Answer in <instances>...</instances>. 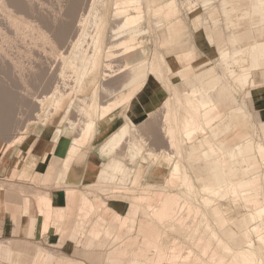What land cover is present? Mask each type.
<instances>
[{
    "label": "bare ground",
    "instance_id": "1",
    "mask_svg": "<svg viewBox=\"0 0 264 264\" xmlns=\"http://www.w3.org/2000/svg\"><path fill=\"white\" fill-rule=\"evenodd\" d=\"M211 2L212 0H209L208 4ZM219 2L224 6L229 3V0H219ZM249 4H251L250 8L257 9L264 20V0H254ZM174 5L173 0H0V134H6L7 131L13 129L14 122L23 120L27 116L26 111L28 112L31 108V111L35 110L33 111L35 112L34 121L39 122L40 120L43 126H53L51 136L55 144L61 137L68 136L73 143L71 152L75 156H81L83 147L89 144L93 134L98 94L103 92L108 95L112 91L120 93L126 90L128 84L139 80L144 85L147 78L146 70H149V66L144 62L145 58L141 51L144 40L142 37L147 35L149 30H159L169 21L174 20ZM243 10L241 12L246 13L249 11V6ZM148 25H151V29L147 27ZM248 39H250V35L247 33L242 34L239 38L240 41ZM218 50L221 65L226 71L227 78L233 84L238 83L237 87H240L242 91L246 86L257 87L251 80V71L264 65V41L250 44L248 47H238L232 53L225 45L220 46ZM182 56H185V66L171 74L178 77L180 82L187 79L191 72L195 78L187 84L189 87L186 94L191 100L183 101V104L187 105L184 106L189 110L186 112L187 114H182V124H180L182 126V131L180 130L183 137L182 142H184L182 144L186 146L202 137L209 126L227 115V111L221 108H226L224 103L232 94L227 93L225 88L222 92L218 91L222 83L211 64L204 62L195 65L194 61H191L190 53ZM245 56L249 57L247 65H243L241 62L245 61ZM56 65L58 70L54 74H57L58 80L54 81L52 75L51 77L47 75L53 72L52 69L55 70ZM57 71L59 72L57 73ZM116 76H120V78L111 82ZM128 76L132 79L127 80ZM28 77L32 81H29ZM45 77L48 82V78H51L49 87L46 86L48 82L45 81L46 85L44 83ZM40 83H44L50 91ZM53 83H56L55 86ZM34 84H40L42 88L46 89L45 94L34 95L33 88L37 87ZM40 86L38 87L40 88ZM39 88L36 91H39ZM232 98L236 102L237 98L234 96ZM192 100L197 106L190 102ZM217 102H220L218 104H221V107L214 112ZM33 120L32 118L27 119L26 123L29 124L28 122ZM16 125L18 126V124ZM127 133V125H124L117 133H112L102 147L112 155V159L100 175L104 174L110 183L119 181L121 186L130 180L133 170L132 167L125 165L123 155L117 151L121 148L122 140ZM128 148L131 160H134L141 152L140 146L135 143H130ZM180 149L182 151V148ZM254 150L252 139L230 147L219 148L218 145H215L213 148L202 150L203 162L195 164L193 168L196 171L203 168L204 173L207 172V174H203V170L200 169L202 174L198 172L199 174L195 175L201 174L200 177L207 178H203V182L209 181V185L207 184V188L210 189L209 193L213 191V195H217L216 192L220 191L221 195V189L225 187V193L221 196L222 200L228 197L235 201L237 195H241L242 200L246 203L247 213L238 219V224H235L234 219H226L228 223L236 225V232L228 229L231 233L230 237L233 238L231 243L236 248L241 244L249 243L252 240L247 234L253 232L251 235L256 234L258 245L254 247V242H250L252 243L250 248L243 250V258L249 262L248 264H264V230L260 227L264 226V223L258 225L254 222L257 221L256 219L253 221V216L254 218L258 216L257 219L264 217V203L263 206L254 208V211L249 209V200L256 198L261 188L260 164ZM163 161L168 166L169 182L172 184L178 182L180 191L184 185L186 186V188L184 187L185 192L191 190L192 187L187 175L184 174L181 163L171 157H163ZM202 166H206V169ZM107 172H109L108 178ZM53 174L55 173L53 172ZM200 177L198 178L202 179ZM206 180L208 181L206 182ZM116 183L118 182H115V185H117ZM250 191L253 194H249ZM189 194L188 192L168 194L158 207L131 205L129 211L132 216L139 210L152 211L155 220L166 226L172 221L175 222L174 218L191 204ZM206 198L203 200L210 199ZM82 202L85 215L89 200L83 196ZM49 204L50 200L47 199L46 205ZM208 204L211 206L212 202ZM196 209H194L196 212L200 210ZM226 209L227 207L225 209L221 207L216 213L211 210L212 216L216 214L218 218H222ZM213 210H216V207ZM246 216H248L247 223L254 222L256 224L253 223L254 226H251L250 229L246 227L248 225L246 221L244 222ZM259 220L262 219H258V222H261ZM174 224L181 227L184 225V220L178 219ZM132 228L131 225L129 232L132 231ZM206 231L208 235L207 228L205 233L203 232L204 237L200 234L203 238L206 236ZM198 236L196 235V238ZM209 238L208 236L206 239L210 241ZM206 239L203 240L207 241ZM211 239L214 242L219 240L212 234ZM211 241V245L214 244ZM220 243L218 242L221 248L224 247V244ZM215 244L213 247L216 246ZM226 244L225 242V246ZM207 246H210L208 242ZM218 247L216 248L218 249ZM9 249V247H5L4 250L9 251ZM228 249L230 250V247ZM214 252H219V250H212V253ZM219 254L215 253L210 261L216 260L225 263L227 259L222 258ZM41 258L50 261L55 259L52 254H41ZM105 259L107 264H151L152 262L151 259L145 262L134 256L126 258L123 251L110 252ZM199 259L201 258L199 257ZM231 260L227 262L237 264L236 259L234 262ZM199 261L198 264H200ZM72 263L83 264L68 259H56V264Z\"/></svg>",
    "mask_w": 264,
    "mask_h": 264
},
{
    "label": "rangeland",
    "instance_id": "2",
    "mask_svg": "<svg viewBox=\"0 0 264 264\" xmlns=\"http://www.w3.org/2000/svg\"><path fill=\"white\" fill-rule=\"evenodd\" d=\"M174 1V8H175V15L174 20L178 17H180L184 22H188L191 24L193 19L199 18V20L202 19L204 23V35L206 36L208 42L211 45L215 46L216 54H214L212 60L208 61V64H211L214 70L217 72L218 76L220 77L222 86L218 90L219 92H222L223 89L228 91L227 93H231L234 97L237 98L236 102L233 101V96L228 97L226 102L224 103L225 109L224 111H227L229 114L228 122L235 126V130L239 129V127H245L248 132V136L252 138L254 154H256V158L258 160V163L260 164V184L261 188L259 191V194L256 198H251L249 200V209L251 211H254V208L263 206L264 203V122H260L257 125L252 122L250 119V114L247 109V100L250 98V92L251 90H254L255 88H252V86H246L245 89H242L237 87L239 84L231 82L230 79L227 78L226 71L224 67L221 65L220 59H219V47L222 45H225L227 48H229L230 52L238 47H248L250 44L258 43L264 41V20H262V15L257 11L256 8H250L251 1L254 0H229V3L227 5L224 4L222 6L221 2L219 0L213 1L208 4L209 0H173ZM221 1V0H220ZM248 3V4H247ZM237 5V9L235 7ZM246 6H249V11H244L243 8ZM240 13L242 15H240ZM147 15V14H146ZM237 16V17H236ZM149 19V17H147ZM187 18V19H186ZM173 21V19L171 20ZM169 21V23L171 22ZM153 25V24H151ZM150 25V26H151ZM149 25L147 27H150ZM151 29V27H150ZM151 31V32H150ZM153 31V32H152ZM152 33V34H151ZM248 34L250 35V39L240 41L239 38H241L242 34ZM151 34V35H150ZM176 34H172L171 39L166 42L167 40V34L164 31V28L161 27L159 30L151 29L147 32V35H144L142 37L143 44L141 47V51L143 52L142 55H144L145 61L147 66H149V70L147 69V78L144 83H148V80H152L163 92L165 91V100L162 99V97H158L156 102L163 103L161 106L158 107L157 110L148 112L146 120L137 125L136 122L130 120V116H126L124 114L125 112V106H128V104L131 102V100L134 98L135 94L141 90V86L146 87V84L142 85V81H136L135 83L128 84V87L126 90L122 92L112 91L108 95L106 93L101 92L98 94V102L96 107V114H95V126L93 129V134L91 136L90 142L88 145L84 146V152H89L90 149L96 148V151H98L100 154L104 153L105 155L109 153L107 150H103V145L107 142V139L112 133V130L107 131L104 134V130L106 127L111 124L115 119H124L122 121L123 123L127 122L130 124L131 128V138L137 139L138 143L142 146L141 152L137 155V157L134 160L130 159V150L128 148L129 143H123L121 148L117 150L120 152L123 157L124 161L126 162L127 167H132L133 169L140 170L141 174V181L139 185H135L134 183H130V181H126V184H122L121 186L119 181L116 183L112 181L106 180V179H98L94 185L88 186L85 193H92L93 199L90 200L89 203H87V206L90 207L91 211L88 215V217L84 220L83 226L80 227L77 226V222L79 220V215L76 214L77 221L76 223H72V231L69 236V228H67V233L61 232V230H65L64 223L59 224L58 222V215L55 214L53 216L52 223L50 225L53 226L56 230V234L60 236V241L56 245H52V243H40L38 240H32L28 242H11V247L14 250L22 251V254L13 255L10 259L5 257L4 255L0 254V264H32L33 261V255L36 250V248H42L46 249L48 251H51L56 258L58 257H68L73 261L81 262L83 264H107L105 257L110 252H118L123 251V254L125 257H138L140 260L148 261L151 259V264H198V261L200 264H232L228 263L227 261L234 262V260H237V264H248L247 260L243 258V250H246L250 248V245L254 242V247L258 245L256 242L257 236L256 234L253 236L250 234H247L250 237V241L248 244L244 243L242 246H238L237 248L234 247V244L231 243V240L233 238L230 237V232L228 229H232L236 232V225L228 223L226 219L235 220V224H238V219H241L245 213H247V208H245L246 203L242 200V197L240 194L237 195V199L233 201L231 198L228 199H221V196L223 193H225L224 188L221 189V195L220 191L219 194L216 192L217 195H213V191L209 193L210 189L207 188L209 185V181L206 180L207 183L203 182L204 179H207L205 177H200L203 174H207V172L204 173V169L199 168V170H195L193 168L195 161L194 159H188L185 155V148L183 146L182 140L183 137L181 136V128L180 124H182V117L183 115L187 114L186 112H189L188 108L185 107V103L183 104V101L191 100L189 97H187V88L189 85H187L189 82L193 81L194 74L191 72L189 77L185 79L184 81L179 80L178 77H175L171 74V72H176V62L177 58L175 55V51L177 50L175 47H173L176 42ZM150 36V37H149ZM171 46V50L170 47ZM218 53V54H217ZM248 56H245V61H241L243 65L248 64ZM171 68L168 67V66ZM264 67V65L262 66ZM261 67L255 68L259 69ZM52 69L53 72L49 73L50 75H47L51 77V75L54 77V81L58 80L56 70H58L57 65ZM59 71H57L58 73ZM69 74V73H68ZM131 75V73H129ZM30 77V75H28ZM56 76V77H55ZM28 77L29 81L30 78ZM120 76L113 77L111 82L117 81L116 79H119ZM258 78H260V81H256ZM49 82L46 81L47 78H44V83L47 87L51 82V78H48ZM127 80H131L132 77L128 76L126 78ZM253 79L255 83H259V86L264 85V70L257 71L253 74ZM52 80V81H53ZM175 80V82H174ZM44 83H40L41 86H46ZM40 84H34L37 85L36 89H38ZM56 83H53V85ZM236 85V86H235ZM40 86L39 91L37 92L35 87L32 91L34 95L36 96H42L45 94L46 89H44ZM55 86V85H54ZM258 86V87H259ZM141 87V88H140ZM41 88H42V94H41ZM222 88V90H221ZM228 90H227V89ZM250 88V89H249ZM252 88V89H251ZM257 88V87H256ZM247 90V91H245ZM50 91V90H48ZM40 92V93H39ZM41 94V95H40ZM76 95V94H74ZM77 99L79 98L78 95L76 96ZM216 98V97H215ZM32 99V98H31ZM155 102V103H156ZM196 105V103L192 100L190 101ZM220 102H217V106L214 108V112L218 110L219 107H221V104H218ZM192 105V104H191ZM187 106V105H186ZM185 108V109H184ZM187 108V109H186ZM31 109V108H30ZM26 111V117L23 118V120H18V122H14L15 125L13 129H10L6 132V134H0V151L2 148L6 146V149L11 146L13 143L21 142L26 135L36 136L38 134H42L43 132L51 134L53 131V126L45 125L43 126L42 122L39 120V122L36 120L34 121V114L35 110ZM188 110V111H186ZM124 111V112H123ZM231 111H236L231 113ZM185 112V113H184ZM33 113V114H31ZM94 113V112H93ZM72 114H75V112ZM183 114V115H182ZM30 115V116H29ZM43 115V114H42ZM40 115V117H42ZM33 121H29L27 124V119H31ZM41 119V118H40ZM181 122H180V121ZM148 121H155V133L162 137L164 135V138L168 140L167 142H154L153 138L154 136L152 133L146 132L144 133V137L140 133L139 127L148 122ZM41 122V123H40ZM25 123V124H24ZM31 123V124H30ZM18 124V126L16 125ZM103 124V125H101ZM16 127V128H15ZM19 128V129H18ZM18 130V131H17ZM181 130V131H180ZM11 131V132H10ZM18 132V133H17ZM8 133V134H7ZM211 136V132L209 129V133ZM234 137V132L231 134ZM22 136V137H21ZM166 136V137H165ZM235 138V137H234ZM146 139V140H144ZM233 139V138H232ZM171 140L172 147H171ZM224 140H226V136L224 137ZM231 142L226 141H216L215 144L218 145V147H223L227 144H230ZM182 144V147H181ZM73 147V143L71 141L70 148L68 150V154L65 160V164L63 165V169L61 172V179L64 180V178L67 176L69 171L71 170V164L73 161H77L78 166L82 165V162L85 158V154L83 153L81 156H75L73 152H71ZM182 148V151L181 149ZM173 152L175 155V161H179L181 165L183 166L184 174H186L189 179V184L192 187L191 190L186 192L184 191V187L180 188L178 187V182L175 184H172L171 186L175 188L173 192H184V193H190V203L189 206L185 207L179 214V216H176L174 220L183 219L184 225L180 227V225L174 224L175 222L172 221L169 224H172L171 226H163L158 225L156 223L154 215H152V212H147L143 210H139L138 213L135 215V224L133 227V232L131 234H126V228L129 225V220L131 218V215H129V205L126 206L125 209H127L126 213L123 214H117L112 213L111 217L107 216V207H106V200L107 199H117L121 198L125 202H130V198H132V201L136 203H141L145 205L150 204H157L165 195L166 191L172 190V189H164L161 190L159 188L155 189H148L147 185L149 184H162L165 182V180L168 177V166L164 163L162 159L163 151ZM257 151V152H256ZM98 154V153H97ZM99 156V154H98ZM100 157V156H99ZM101 159V157H100ZM102 164L100 169L103 167L105 162L101 159ZM124 162V163H125ZM203 161L199 162L202 163ZM204 167V166H202ZM206 167V166H205ZM204 167V168H205ZM206 169V168H205ZM207 171V170H205ZM262 171V172H261ZM201 173L199 176L195 175L197 173ZM198 173V174H199ZM197 176V177H196ZM204 176V175H203ZM198 177L202 178L199 179ZM209 177V176H208ZM241 177V174H240ZM198 178V179H197ZM204 178V179H203ZM201 180V181H200ZM122 183V182H121ZM208 184V185H207ZM233 184V183H232ZM120 185V186H119ZM233 186V185H232ZM218 189V188H217ZM216 189V190H217ZM215 190V189H214ZM219 190V189H218ZM227 192V189H225ZM230 192V190H228ZM212 193V194H211ZM253 194L251 191L249 194ZM79 195V193H77ZM98 194L102 198H98ZM120 194H125V196L120 197ZM77 195V196H78ZM213 195V196H212ZM219 195V196H218ZM212 196V197H211ZM219 198H218V197ZM208 200H203V198ZM76 197L74 196H67V200H74ZM79 198V196L77 197ZM206 202H212L211 207L210 204ZM233 202V203H232ZM89 204V205H88ZM198 206V207H194ZM216 207V210H213ZM227 209L224 211L225 215L222 218H218L216 214L212 216V213H216V211L219 208ZM225 207V208H224ZM229 207V208H228ZM264 207V206H263ZM57 209L56 207H54ZM198 208V209H196ZM72 208L68 207V213ZM77 210L79 209L76 208ZM194 209L199 210L198 212L194 211ZM193 210V211H192ZM213 212H212V211ZM198 213V214H196ZM120 215V219L119 216ZM74 216V215H73ZM216 216L217 218L214 217ZM70 216H68L69 219ZM103 218L107 220L108 224H116L117 229L114 231L113 234L109 235V231H98L95 229V227L98 224L99 218ZM220 217V216H219ZM253 216V221L256 219L257 221H254L258 225L261 223V225L264 223V217H260L258 219L261 222H258L257 219ZM75 217L73 218V220ZM119 219V220H118ZM248 216L244 217V222L247 220ZM263 221V222H262ZM252 222V224L254 223ZM254 223V224H255ZM68 226L70 223H67ZM247 228L250 229L252 225L251 223H247ZM250 224V225H249ZM255 224V225H256ZM49 227V228H50ZM180 227V228H179ZM261 229L264 230V226H260ZM263 227V228H262ZM42 231V234H45L48 230ZM208 230V235L206 231V236L204 237L205 229ZM248 229V231H249ZM196 230V231H195ZM204 230V231H203ZM203 231V232H201ZM97 232L100 233L99 236H97ZM196 232V233H195ZM201 232V233H200ZM202 237L200 238L198 236ZM210 233V234H209ZM214 233V234H213ZM190 234V235H189ZM195 234V235H194ZM202 234V236L200 235ZM211 234L214 235L216 239H219L217 241H213L211 239ZM218 236L216 237L215 236ZM124 235V236H123ZM196 235L198 236L196 238ZM29 237H33L31 235H28ZM116 236H123L122 239H117ZM195 236V237H193ZM210 237V241L214 242L216 245L210 243L209 240L206 238ZM195 239H193V238ZM256 237V238H255ZM206 239L207 241L203 240ZM249 239V238H248ZM194 240V241H193ZM198 243H197V241ZM215 240V239H214ZM65 241L70 242V248L71 250H67L68 252H64L62 250V246ZM222 241V242H221ZM2 242V241H0ZM205 244H204V243ZM207 242L208 245L207 246ZM218 242L222 243L224 247L221 248V245L218 244ZM225 242L229 244V246H225ZM210 243V244H209ZM220 243V244H221ZM199 244V245H198ZM201 245V246H200ZM219 245V247H218ZM1 246V244H0ZM77 246V247H75ZM236 246V245H235ZM218 247V249L216 248ZM227 247V248H226ZM230 247V250L228 249ZM240 247V248H239ZM244 247V248H243ZM221 249V250H220ZM212 250H219V252L212 253ZM231 251V252H230ZM242 251V253H241ZM215 253H220L219 255L223 258H226L225 263H220L219 261H210L212 259V256ZM199 257L201 259H199ZM211 257V258H210ZM234 258V259H233ZM199 259V260H198ZM229 259V260H228ZM197 260V261H196ZM201 260L203 261L201 263ZM106 261V262H105ZM219 262V263H217ZM73 264V263H72ZM77 264V263H76Z\"/></svg>",
    "mask_w": 264,
    "mask_h": 264
},
{
    "label": "crops",
    "instance_id": "3",
    "mask_svg": "<svg viewBox=\"0 0 264 264\" xmlns=\"http://www.w3.org/2000/svg\"><path fill=\"white\" fill-rule=\"evenodd\" d=\"M237 9V5H235ZM240 15H242L240 13ZM237 17V16H236ZM187 19V18H186ZM165 33L167 34V41L171 39L172 34H176V42L173 47L177 50L174 52L177 58L176 71L185 66V56L188 53L191 54V61H194L195 65L202 64L212 60L214 54H216V49L214 45H211L206 36L204 35V23L199 18L193 19L192 23L184 22L180 17L171 21L170 23L163 26ZM171 50V46L168 47ZM182 60V61H181ZM184 64V65H183ZM168 66V65H167ZM169 67V66H168ZM170 68V67H169ZM171 70V68H170ZM264 70V67L259 69H253L251 71V80L255 83L253 79V74L257 71ZM256 81H260L258 78ZM146 87L141 88L128 106H125L124 114L130 116L131 122L134 121L137 125L143 123L147 118V113L158 109L163 103H158L156 100L157 96L162 97L165 100V91L161 90L152 80H148ZM257 88L251 90L250 98L247 100L246 107L250 114V119L254 124L264 122V85L259 86V83H255ZM259 86V87H258ZM156 102V103H155ZM236 111H231V113ZM227 113V112H226ZM228 115V116H227ZM223 116L217 123L209 126L205 134L192 142L184 146L185 155L188 159H194L195 164L203 161L201 152L206 148L215 147L216 141H226L231 142L227 144V147L233 146L240 142L252 139L248 136L247 129L245 127H239L237 131L235 126L228 122L229 114ZM124 119H115L111 124H109L104 130V134L112 130V133H117L124 125H127L128 133L122 140L123 143H135L142 148L138 143L137 139L131 138V128L130 124L125 122ZM103 125V124H101ZM139 131L144 137V133L149 132L154 136V142H167L164 135L162 137L155 133V121H148L139 127ZM209 129L211 136L208 134ZM234 132V137L231 134ZM111 133V134H112ZM144 134V135H143ZM226 136V140L224 137ZM166 137V136H165ZM145 138V137H144ZM233 138V139H232ZM146 140V139H144ZM171 140V147H172ZM71 145V138L68 136H63L55 144L52 139L51 134L43 132L36 136L26 135L25 138L18 143H13L6 149V146L0 151V254L7 258H11L13 255L22 254V251L14 250L11 247V242H28L32 240H38L40 243H52L56 245L60 241V236L56 234V230L53 226L50 227L53 216L58 215L59 224L64 223L65 230L62 232L67 233V228H69V236L72 231V223H76V214L79 215V220L77 226H83L84 220L88 217L91 209L86 207V214H83V202L82 197L88 198L89 202L93 199L92 193H85L88 186L94 185L98 179H106L104 174L100 175L101 171H104L105 167L111 162L112 155L107 153H99L96 148L90 149L89 152H84L85 158L81 166H78L77 161H73L71 164V170L64 178L61 179V172L63 165L68 154V150ZM129 147V146H128ZM105 162L103 167L100 169L102 161ZM120 153V152H119ZM121 154V153H120ZM163 157H171L175 159L173 152L163 151ZM125 160V159H124ZM194 164V165H195ZM57 170V171H56ZM53 172L55 174H53ZM57 172V174H56ZM107 178L109 177V172H107ZM141 171L133 169L130 183L139 185L141 181L140 177ZM54 175V176H53ZM53 176V177H52ZM170 175L162 184H149L148 189L159 188L172 189L166 191V195L157 203L145 205L141 203H136L130 198V202H125L121 198L117 199H107L106 207L108 209L107 216L111 217L112 213L125 214L127 209L126 206H150L158 207L161 205V201L169 194L173 195L177 192H173L175 188L169 182ZM107 180V179H106ZM175 184V183H174ZM79 193V195L77 194ZM74 196V200H67V196ZM79 198H77L78 196ZM120 197L125 196V194H120ZM98 198H102L98 194ZM50 200V204L46 205V200ZM56 207L57 209H55ZM68 207L72 208L68 213ZM79 209L77 210L76 208ZM129 210V208H128ZM152 212V211H150ZM138 213V212H137ZM136 213V214H137ZM135 214V215H136ZM74 215V216H73ZM120 215L119 219H120ZM129 215L130 211H129ZM135 215L129 220V225L126 228L125 233L131 234L129 232L131 225L134 227ZM153 215V214H152ZM68 216L69 219H68ZM85 216V217H84ZM75 219L73 220V218ZM118 219V220H119ZM67 223H70L68 226ZM156 223L159 224L157 221ZM164 226V225H163ZM166 226H171L166 225ZM50 227V228H49ZM49 230L42 234V231L46 229ZM100 231H109V235L113 234L117 229L116 224H108L106 219L99 218L98 224L95 227ZM97 232V236L100 233ZM28 235L33 236L32 238ZM124 236V235H123ZM123 236H116L117 239H122ZM70 242L65 241L62 250L68 252L71 250ZM5 247H9V251L4 250ZM77 247V246H75ZM68 250V251H67ZM41 254H54L51 251L42 248H36L32 264H56V259H68V257H58L53 261L44 260L41 258ZM110 254V253H109ZM79 262V261H78Z\"/></svg>",
    "mask_w": 264,
    "mask_h": 264
}]
</instances>
